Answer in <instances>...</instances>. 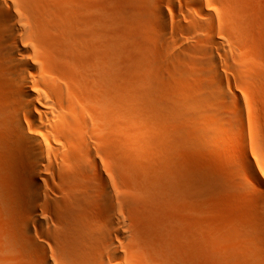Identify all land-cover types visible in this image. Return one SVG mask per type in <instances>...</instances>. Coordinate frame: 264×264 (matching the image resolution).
<instances>
[{
  "label": "bare ground",
  "instance_id": "bare-ground-1",
  "mask_svg": "<svg viewBox=\"0 0 264 264\" xmlns=\"http://www.w3.org/2000/svg\"><path fill=\"white\" fill-rule=\"evenodd\" d=\"M231 5L0 0V200L11 209L0 213L16 238L0 264H147L134 216L144 205L122 168L148 146L145 99L161 117L200 120L191 135L216 142L231 237L220 264H264V0L245 32L229 27ZM151 52L154 84L140 75Z\"/></svg>",
  "mask_w": 264,
  "mask_h": 264
},
{
  "label": "rangeland",
  "instance_id": "rangeland-1",
  "mask_svg": "<svg viewBox=\"0 0 264 264\" xmlns=\"http://www.w3.org/2000/svg\"><path fill=\"white\" fill-rule=\"evenodd\" d=\"M235 2L234 0H230V5L232 4L230 7L234 6V8H230L231 10L229 13L232 12L230 14L228 13L231 20L228 19L230 21L233 20L231 26L229 23V27H232L233 30H237L238 32H245L248 27L247 24H250L251 20L261 17V0H235ZM244 25H246V28ZM154 56L155 53H149V59L141 68L142 71H140V75H142L144 79L141 78L145 82V79H149V74H151L150 79L152 77L150 82L153 83L155 81H152L154 79V70L153 72L151 71V66L154 65ZM167 65L168 67L170 66L169 64ZM167 65L166 68H168ZM155 68L153 66V69ZM164 68L161 70L166 71ZM148 71L149 74H146ZM155 71L157 72L158 69ZM150 82L148 81L149 84H152ZM147 86L148 84L145 88L144 84V89L147 90ZM181 95L186 96L187 99V90L185 89ZM181 95H179V97L184 100V97ZM142 103H144V105L142 104L140 108H143V110H138L140 114L137 112V115L140 116H138L139 118L137 121L141 119V124L139 122L140 126L144 123L141 131L143 132L142 137H147L146 139L148 142H146V144L148 143V146H151L152 143L153 144L151 147L145 145L147 148H141L143 152L139 151V153H135L136 155L132 152L126 154L128 157L124 155L126 163H123L122 168L124 171L123 174L125 173L123 175V187L125 188L123 189L130 192L129 197L132 200L137 203H142L145 206V208L144 206L141 208V211L139 210L137 213H134L136 220L141 222L138 223L140 228L141 246L146 253L145 261L147 264H155V262H159L160 259H164L166 264H220V257L228 245H224L225 241L229 240L230 237V223H226V214L223 213L224 217L222 214V205L218 203L217 198L218 194L219 196H222V191H225L226 189H222L221 187L220 174L222 175L221 171H223V162L221 161L222 159L219 154L220 151L216 142L214 140V144H210L213 143L210 139L212 142L210 141L208 143V139L204 140L205 137H201L204 135L203 133L200 136H195V134L191 135V130L188 129L196 128L200 123L203 124L200 120L199 123L195 124L193 127L192 125H194V123L191 124L188 117L185 116V118L183 116L182 119L179 117L181 114L180 112H177L180 114L175 118L174 116H176L177 113H170L171 115L165 113L161 117L157 114L158 112H156L158 109H156L150 100L145 99ZM148 110H150L149 113H147ZM152 110L154 114H157L155 117ZM142 112L144 115H141ZM151 114L153 115V118H155L154 120L151 117ZM165 115L168 117L166 116L165 118ZM147 116H150L152 119ZM170 116L171 118L173 117V120ZM178 118L181 120L178 121ZM171 120L174 124L171 123ZM176 120L181 123L178 124ZM155 121L157 122L155 123ZM168 121L172 126L167 124ZM202 124H200L199 127L201 129ZM150 126L151 129L148 128ZM204 127L205 124H203V128ZM143 129L145 131H143ZM0 180V189L2 190L4 187L6 191L7 186L4 178H1ZM0 192L1 195H4L2 193L4 192L3 190ZM177 193L180 197L177 196ZM224 195L225 194L223 193V196ZM190 200L192 202H190ZM187 201L190 203V210L186 208L188 207V205L186 206L185 204ZM147 203H149L148 205L150 207L147 206ZM182 204H184V206ZM177 205L182 208H177ZM1 206L4 208L3 211V208L0 209L1 213L8 216L11 211L9 206L0 200V207ZM176 209H179V211ZM1 213L0 225H5L0 227V229L2 228L0 231L2 235H0V240L2 239V243L0 241V245L2 244L1 246H3V243L5 242L4 249H9L10 251L6 250L7 253H5V250L2 251L1 248L0 252H4V255L6 254V256H9L11 251L14 252L11 247L15 248L13 242L16 238H13L15 233L13 232L12 227L10 230L8 229L9 231L7 230V228L11 226H9L10 222L7 220L9 218L7 217L5 220L6 217ZM2 218L5 220V223L4 220L2 221ZM6 222H8V225ZM3 229L5 231H3ZM11 231L14 234L10 233ZM9 236L12 239H10ZM9 239L13 242L11 243ZM8 242L11 243L12 246ZM8 245L11 247L8 248ZM14 250H16V248ZM234 264H237V260L234 261Z\"/></svg>",
  "mask_w": 264,
  "mask_h": 264
}]
</instances>
